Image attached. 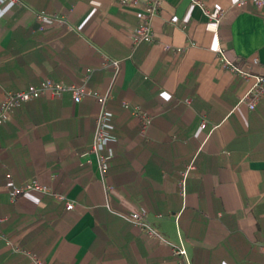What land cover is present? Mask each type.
Wrapping results in <instances>:
<instances>
[{"label":"crops","instance_id":"crops-1","mask_svg":"<svg viewBox=\"0 0 264 264\" xmlns=\"http://www.w3.org/2000/svg\"><path fill=\"white\" fill-rule=\"evenodd\" d=\"M197 1L223 10L217 32L193 0H162L150 18L153 41L136 46L130 35L143 6L120 0H18L0 19V101L45 79L81 84L88 69L86 87L104 92L113 71L102 58L121 62L107 103L115 140L104 180L89 153L94 98L46 94L0 124V264H33L15 248L44 264H264V98L253 110L238 103L247 83L215 54L218 40L237 63L257 57L251 70L264 76V9ZM40 11L66 23L40 30ZM133 106L152 117L143 132ZM7 175L16 187L34 179L50 192L12 202ZM134 211L168 244L121 217Z\"/></svg>","mask_w":264,"mask_h":264},{"label":"built area","instance_id":"built-area-1","mask_svg":"<svg viewBox=\"0 0 264 264\" xmlns=\"http://www.w3.org/2000/svg\"><path fill=\"white\" fill-rule=\"evenodd\" d=\"M247 2H250L257 9H264V0H238L236 6H244ZM17 3L18 0H0V19ZM120 3L131 6L139 4L142 5L144 9L142 23L136 26L131 32L130 36L132 45L136 46L140 43L152 42L153 32L150 25V18L155 13H157L162 0H120ZM193 3L199 5L202 8L204 15L209 20L214 22L215 30L217 32L218 25L223 16V10H210L197 0H193ZM35 19L39 24L40 30H45L48 27L55 25H64L66 23L64 17L54 14H47L43 11L37 12ZM215 54L222 68L229 71L233 76L239 77L247 83V88L242 96L238 99V103L246 104L249 110L255 109L259 101L264 98V76L251 70V66L258 64L259 59L257 57H252L250 60H247L243 63H237L227 55L226 49H224L218 40L216 43ZM120 63L121 62L119 60H113L107 57L102 58V67H110L113 71L111 81L104 92H96L86 87V83L92 72L90 69L87 70L81 84L72 83L66 85L61 82L45 79L39 85L29 84L19 90L5 92L0 101V124L5 121L7 114H9L17 106L30 100L42 97L46 94L58 98L63 93L69 92L72 100L76 103L81 101L84 97L94 98L98 104L99 110L95 118L94 135L89 153L94 155L99 177L101 180H104L110 162L114 157L110 143L115 140L114 136L111 134V131L114 128L112 123L113 114L107 109V103L112 98L113 85L120 71ZM123 105L125 106L128 104L124 102ZM131 114L139 119L141 127L140 129L142 132L150 125L152 117L141 107H131ZM200 126L201 128H205L206 123L201 122ZM192 168V166H188V168L182 174L181 180L179 182V190L182 196H185L186 194V179L189 170ZM6 187H11L9 196L12 202H14L19 195L27 192H38L40 194L50 192L47 186L34 179L26 181L21 186L16 187L13 185L10 175H7L6 177ZM52 195L55 199L64 201V205L67 210L74 208L73 202L66 200L62 194L53 193ZM121 217H123L132 225L138 227L149 238L160 243L168 244L167 240L161 235V233L152 227L148 221H146L144 213L134 211L127 215L121 214ZM171 248L174 255L183 256L186 258V250L181 244L178 246L171 244ZM15 251L21 252L28 256L33 264H44L40 258L30 252L23 251L20 248H15Z\"/></svg>","mask_w":264,"mask_h":264},{"label":"trees","instance_id":"trees-1","mask_svg":"<svg viewBox=\"0 0 264 264\" xmlns=\"http://www.w3.org/2000/svg\"><path fill=\"white\" fill-rule=\"evenodd\" d=\"M234 61H236V60H234Z\"/></svg>","mask_w":264,"mask_h":264}]
</instances>
